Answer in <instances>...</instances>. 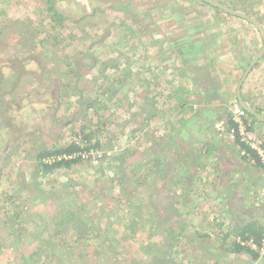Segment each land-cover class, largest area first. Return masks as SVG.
<instances>
[{"label":"rangeland","instance_id":"obj_1","mask_svg":"<svg viewBox=\"0 0 264 264\" xmlns=\"http://www.w3.org/2000/svg\"><path fill=\"white\" fill-rule=\"evenodd\" d=\"M215 3L264 29V0H0V264H249L264 173L218 125L264 44ZM241 96L264 116V54Z\"/></svg>","mask_w":264,"mask_h":264},{"label":"built area","instance_id":"obj_2","mask_svg":"<svg viewBox=\"0 0 264 264\" xmlns=\"http://www.w3.org/2000/svg\"><path fill=\"white\" fill-rule=\"evenodd\" d=\"M230 118L234 126L228 130L229 137L235 140V143H237V139L244 143L247 149H241L239 147L241 155L251 164L264 170V132L259 134L253 130L252 118L240 105L235 104L232 107ZM224 123L225 122H222L218 126L223 128L225 126ZM67 158L68 157H65V159ZM59 159H61V157ZM236 241L244 249H248L258 256L264 257V235L263 239L260 241L252 237H237Z\"/></svg>","mask_w":264,"mask_h":264},{"label":"trees","instance_id":"obj_3","mask_svg":"<svg viewBox=\"0 0 264 264\" xmlns=\"http://www.w3.org/2000/svg\"><path fill=\"white\" fill-rule=\"evenodd\" d=\"M55 1H59V0H49V3H50V5H51V3H52V5L50 6V9H49V12H53L54 13V15L56 16V17H54V18H57V19H63V17L60 15V14H58V12L55 10V8H54V6H53V2H55ZM259 113V112H258ZM261 113V112H260ZM250 117L251 118H253L254 119V121H256V122H258V123H261V122H259L258 120H256L254 117H252L251 115H250ZM225 123H226V125L229 127V129L230 128H232L234 125H233V123H232V120H231V118H230V115L228 116V118L227 119H225ZM237 143V145L241 148V149H247V147H246V145L244 144V143H242L240 140H238L237 139V141H236ZM77 147L76 146H73V147H71V149H68V150H65V152L64 151H60V152H58V154L60 153L61 155L63 154V155H67V156H70L71 154H75V152L77 151ZM84 150H86L87 151V149H84ZM88 150H90L89 148H88ZM75 158V157H74ZM76 161V160H75ZM74 160H65L64 159V161H61V162H58V163H56V164H54L52 167H50L48 170H52L53 168H55V167H59V166H70L72 163H74L75 162ZM258 166H259V164H258ZM262 169V168H261ZM263 235H264V226H262V225H259L258 223H251V224H248L245 228H243L242 229V231L240 230V232H238L237 233V237H241V238H248V237H252V238H255L257 241H260L261 239H263ZM235 251L234 252H242V251H248V252H250L251 254H252V257L254 258V259H256L257 257H258V255L256 254V253H254V252H252V251H250V250H246V249H244L243 247H241L239 244H237L236 243V245H235V249H234Z\"/></svg>","mask_w":264,"mask_h":264},{"label":"water","instance_id":"obj_4","mask_svg":"<svg viewBox=\"0 0 264 264\" xmlns=\"http://www.w3.org/2000/svg\"><path fill=\"white\" fill-rule=\"evenodd\" d=\"M203 1H209V0H203ZM214 6L218 7L219 9H221L222 11H225L226 13L236 16V17H240L243 19H247L249 21H251L252 24H254L257 29L260 31V34L262 36L263 39V44H264V29L262 28V26L253 19H250V17H248L245 14H241L235 11L230 10L228 7L223 6L221 4L215 3L213 4ZM264 54V47L262 49V51L255 57L254 61L250 64V66L245 70V73L242 76V79L237 87V97H238V101L241 105V107L247 111V113L249 115H251L252 117H254L256 120H258L261 123H264V116L259 114L256 110H254L252 107H250L249 105H247L244 100L242 99L241 96V90H242V86L244 84V82L246 81L247 77L249 76L250 72L253 70V68L256 66V63L259 61L260 57Z\"/></svg>","mask_w":264,"mask_h":264},{"label":"crops","instance_id":"obj_5","mask_svg":"<svg viewBox=\"0 0 264 264\" xmlns=\"http://www.w3.org/2000/svg\"><path fill=\"white\" fill-rule=\"evenodd\" d=\"M255 71H253L252 73H254ZM161 82V81H160ZM178 83V82H177ZM239 85V84H238ZM246 85V84H245ZM244 96H245V98L246 99H248V97H247V95H246V93L244 94ZM245 99V101L247 102V100ZM263 108H264V106H262ZM218 117H216V119H217ZM223 119H220V121H222ZM252 120H253V126H254V128H255V130H263L264 131V123H255L256 121H254V119L252 118ZM193 130V129H192ZM188 132H190V131H188ZM222 146V145H221ZM238 146V145H237ZM232 146L229 144L228 146H227V148H231ZM218 149H220L219 147H216V145H215V147L212 149L216 154L218 153L219 155H221L222 153H224V152H228V154H229V157H228V160H229V162H235V163H237V162H239L238 163V166H239V168L241 169V170H243L244 168H245V164L243 163V161H246V160H242L240 157H238L237 155V157H233V155L230 153V151H224L223 149H220V150H218ZM243 165H244V168H243ZM255 167H257V166H255ZM243 168V169H242ZM258 168V167H257ZM259 169H261L260 167H259ZM262 171V173H264V171L263 170H261ZM234 233H236V234H229L228 236L229 237H232V240H233V242H234V246H233V249H235V245H236V243H237V241H236V238H237V233L238 232H234ZM238 244V243H237ZM247 250V249H246ZM230 252V251H229ZM231 253H232V255H234V256H236V254L238 255V256H241L242 258H245L246 259V261H247V263H249V264H264V260L262 259V258H260V256H258L256 259H254L253 257H252V254L250 253V252H248V253H246V254H242L243 253V251L242 252H232V250H231ZM233 257V256H232ZM229 257V255L227 256V261H225V264H234L235 262H236V260L234 259V258H230Z\"/></svg>","mask_w":264,"mask_h":264}]
</instances>
